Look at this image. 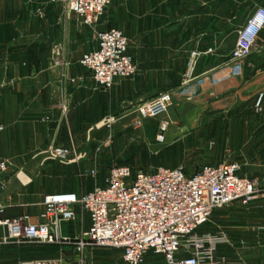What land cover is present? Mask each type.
<instances>
[{
    "label": "crops",
    "instance_id": "obj_1",
    "mask_svg": "<svg viewBox=\"0 0 264 264\" xmlns=\"http://www.w3.org/2000/svg\"><path fill=\"white\" fill-rule=\"evenodd\" d=\"M258 7H264V0H112L93 29L68 12L63 2L0 0V124L5 126L0 134V156L9 161L8 171L0 176L5 183L0 187V216L29 214L36 220L45 195H82L104 185L107 174H92L93 131L110 117L119 124L116 131L127 132L118 135L105 164L149 170L140 168L136 158L130 161L134 166L119 160L124 154L118 147L136 142L137 136L167 149L183 146L189 137H200L202 118L182 110L184 98L178 92L161 118L147 120L136 134L131 130L137 105L180 88L193 50L203 52L198 103L206 102V95L228 98L240 124L238 131L252 139L264 133V97L261 108L256 107L259 95L264 94V29L241 68L235 71L231 59L239 28ZM113 27L128 37L137 70L132 77L117 78L111 90H104L80 59L98 46L95 30ZM209 48L212 52L206 53ZM162 122L166 124L164 136L160 135ZM57 149L65 150V157L53 156ZM205 163L221 162L198 163L192 172ZM145 164L179 166L173 161ZM183 165L189 172V165ZM263 174L246 173L242 165L241 175ZM90 225L89 213L77 207L76 218L63 222L60 231L62 236L78 238ZM221 230L230 237L229 243L218 247L224 258L221 264H264V197L248 206L234 202L217 211L212 226L201 233ZM93 253L94 248L87 249L83 264L103 263L93 261ZM62 254L67 264H82L73 244L16 242L0 247V264Z\"/></svg>",
    "mask_w": 264,
    "mask_h": 264
},
{
    "label": "built area",
    "instance_id": "obj_2",
    "mask_svg": "<svg viewBox=\"0 0 264 264\" xmlns=\"http://www.w3.org/2000/svg\"><path fill=\"white\" fill-rule=\"evenodd\" d=\"M51 1L63 2L68 12L77 14L83 25L93 29L112 3V0ZM263 29L264 7H258L238 30L231 54L235 71L252 54ZM94 38L98 46L84 53L80 64L92 73L98 86L111 90L117 78L135 75L137 69L129 52V39L121 29L95 30ZM202 55L199 50L190 53L180 88L163 91L135 107L134 129H141L147 120L161 118L173 104L177 92L183 97L196 95L201 80L195 76V71ZM263 97L261 93L257 100L259 109ZM160 129V135L164 136V122ZM4 130L5 126L0 124V134ZM65 155L63 149L53 154L55 157ZM8 169L9 161L0 156V176ZM241 170L238 161L205 163L194 172H188L184 165L143 170L113 164L105 184L97 185L92 191L82 195L76 192L45 195L43 210L36 220L29 214L0 216V247L13 242L73 244L82 264L87 249L93 247L120 250L125 264H221L224 258L219 255L218 247L230 242L229 234L224 230L216 234L199 230L217 211L230 204L240 202L248 206L264 197V174L245 176L241 175ZM92 174L96 177L98 173L93 170ZM4 186L5 183L0 182V187ZM77 207L89 213V229L78 238L62 236V223L76 218ZM21 264L67 262L62 254Z\"/></svg>",
    "mask_w": 264,
    "mask_h": 264
},
{
    "label": "rangeland",
    "instance_id": "obj_3",
    "mask_svg": "<svg viewBox=\"0 0 264 264\" xmlns=\"http://www.w3.org/2000/svg\"><path fill=\"white\" fill-rule=\"evenodd\" d=\"M109 8L110 6L106 12ZM200 59L195 71V76L197 77H199ZM206 96H208L207 101L204 103H198L200 100H197V93L191 97L182 96L184 99L180 105L182 110L191 111V113H195L196 118H202L204 129L200 137H189L183 146L176 144L174 148L167 149L165 146L157 144L153 139L145 140L144 137L140 138L137 136L136 142L131 141V144L128 141L127 144L121 146V149L118 147V151L124 154L119 160L133 165L130 161L136 158L140 168L148 167V169L150 168L149 170H152L156 165H146L145 163L159 162L160 164L162 162L166 164V162L173 161L176 165L188 164L189 172H192L198 163L202 162L238 161L243 165L246 173H263L264 133L252 139L250 136H246V133L238 131L237 127L240 124L237 123L235 108L230 109V100L228 98L213 99L209 95ZM108 119L96 124L93 131L95 135L94 170L105 175L114 163L105 164L104 160L110 155L108 153L111 152L118 135L125 132L115 130L119 127L115 118L113 120L112 117ZM131 130L136 134L141 129H134L132 126ZM250 169H252V172L249 171ZM212 219L199 231L203 232L209 229L212 226ZM93 248V261H103V263L96 264H125L121 258L120 250L114 248ZM86 256L85 253V261L87 260Z\"/></svg>",
    "mask_w": 264,
    "mask_h": 264
},
{
    "label": "bare ground",
    "instance_id": "obj_4",
    "mask_svg": "<svg viewBox=\"0 0 264 264\" xmlns=\"http://www.w3.org/2000/svg\"><path fill=\"white\" fill-rule=\"evenodd\" d=\"M101 125H102V124H101ZM101 125H100V126H101Z\"/></svg>",
    "mask_w": 264,
    "mask_h": 264
}]
</instances>
